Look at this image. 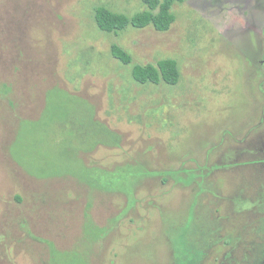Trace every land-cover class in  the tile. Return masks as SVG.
Here are the masks:
<instances>
[{
  "label": "rangeland",
  "instance_id": "1",
  "mask_svg": "<svg viewBox=\"0 0 264 264\" xmlns=\"http://www.w3.org/2000/svg\"><path fill=\"white\" fill-rule=\"evenodd\" d=\"M0 0V264H264V0ZM118 44L133 61L114 58ZM178 63L177 85L137 64Z\"/></svg>",
  "mask_w": 264,
  "mask_h": 264
},
{
  "label": "trees",
  "instance_id": "2",
  "mask_svg": "<svg viewBox=\"0 0 264 264\" xmlns=\"http://www.w3.org/2000/svg\"><path fill=\"white\" fill-rule=\"evenodd\" d=\"M187 0H143L146 10L136 13L134 16L115 13L101 6L95 10V21L98 27L107 33H116L129 26L143 29L153 26L159 32H167L175 22L173 7L175 4H183ZM111 53L125 65H130L132 56L118 44L111 46ZM132 76L140 84L177 85L181 80L178 63L174 59H162L156 64L140 65L133 67Z\"/></svg>",
  "mask_w": 264,
  "mask_h": 264
}]
</instances>
